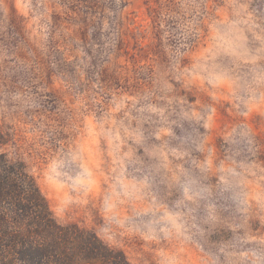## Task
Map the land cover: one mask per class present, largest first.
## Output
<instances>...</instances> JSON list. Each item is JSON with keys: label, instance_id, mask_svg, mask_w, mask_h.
Segmentation results:
<instances>
[{"label": "clouds", "instance_id": "obj_1", "mask_svg": "<svg viewBox=\"0 0 264 264\" xmlns=\"http://www.w3.org/2000/svg\"><path fill=\"white\" fill-rule=\"evenodd\" d=\"M0 264H264V0H0Z\"/></svg>", "mask_w": 264, "mask_h": 264}]
</instances>
